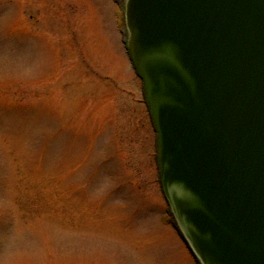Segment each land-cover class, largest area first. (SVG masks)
I'll return each instance as SVG.
<instances>
[{
  "label": "rangeland",
  "instance_id": "374dc122",
  "mask_svg": "<svg viewBox=\"0 0 264 264\" xmlns=\"http://www.w3.org/2000/svg\"><path fill=\"white\" fill-rule=\"evenodd\" d=\"M117 4L0 0V264H196Z\"/></svg>",
  "mask_w": 264,
  "mask_h": 264
},
{
  "label": "water",
  "instance_id": "95a60500",
  "mask_svg": "<svg viewBox=\"0 0 264 264\" xmlns=\"http://www.w3.org/2000/svg\"><path fill=\"white\" fill-rule=\"evenodd\" d=\"M162 190L199 264H264V0H123Z\"/></svg>",
  "mask_w": 264,
  "mask_h": 264
}]
</instances>
